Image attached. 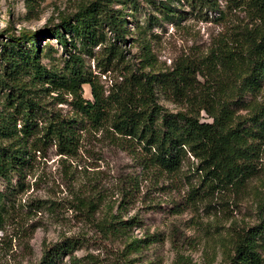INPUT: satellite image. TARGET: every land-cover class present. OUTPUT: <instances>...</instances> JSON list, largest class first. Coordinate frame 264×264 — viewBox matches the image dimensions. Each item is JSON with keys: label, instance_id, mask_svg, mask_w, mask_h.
I'll return each instance as SVG.
<instances>
[{"label": "trees", "instance_id": "16d2710c", "mask_svg": "<svg viewBox=\"0 0 264 264\" xmlns=\"http://www.w3.org/2000/svg\"><path fill=\"white\" fill-rule=\"evenodd\" d=\"M115 1L82 2L52 26L12 35L0 50V90L5 92L0 108V255L13 248L14 240L18 246L28 244L35 229L24 222L18 197L40 158L53 146L62 157L74 156L92 132L134 148L143 172L153 177L173 182L185 176L186 202L192 207H207L243 191L259 171L264 159V0H225L232 10L244 8L251 22L231 26L205 54L181 56L158 71L145 30L138 40L140 60L127 56L126 16L113 7ZM118 1L132 8L137 2ZM147 1L161 14L148 17L149 28L181 18L168 3ZM198 1L207 12L218 9L217 0ZM46 39L61 45L66 56L61 68L44 64L42 54L51 47ZM86 56L94 57L100 72L118 71L122 80L106 89ZM84 84L90 85L91 98L84 96ZM157 88L185 109L168 110L159 102ZM247 92L261 97L247 103ZM65 101L71 113L56 107ZM237 104L248 111L239 113ZM201 112L209 120L203 121ZM191 156L197 161L186 174L183 167ZM37 202L31 204L39 208L42 203ZM255 217L254 222L231 225L225 264H264V195ZM94 225L102 240L119 232L107 219ZM88 240L71 235L45 243L37 264H56L64 256L70 264H99L96 256L75 254Z\"/></svg>", "mask_w": 264, "mask_h": 264}, {"label": "rangeland", "instance_id": "374dc122", "mask_svg": "<svg viewBox=\"0 0 264 264\" xmlns=\"http://www.w3.org/2000/svg\"><path fill=\"white\" fill-rule=\"evenodd\" d=\"M86 1L0 0V50L12 35H18L24 28L52 26L61 15L73 12ZM159 1L177 8L181 18L163 20L161 26L149 28L150 15L161 17L154 3L137 0L133 8L122 1L113 3L126 16L127 56L140 60L138 40L144 37L145 30L155 54L156 71L171 67L181 56L205 54L231 26L251 22L244 8L232 10L225 0H217V11L210 12L198 0L194 3L193 0H156ZM44 42L51 44L42 54L44 64L61 68L66 58L61 45L55 39ZM86 58L88 67L99 74L106 89L113 81L122 80L118 71L102 73L94 57ZM229 77L230 81L235 80L234 76ZM156 91L159 102L168 110L185 109L184 105L167 99L159 88ZM84 96L92 97L89 84H84ZM260 97L247 92L246 100L253 103ZM4 98L5 92L0 90V108ZM239 106H236L239 113L249 109ZM56 107L64 113L73 109L69 101ZM201 119L209 120V116L201 112ZM133 150L101 131L85 135L74 156L62 157L56 147L49 148L27 176L28 187L18 197L26 214L24 222L35 229L28 244L18 246L14 240L13 248L0 255V264H37L45 243L71 235L89 239L75 254L96 256L99 264H225L232 246L231 225L255 221L257 204L264 195V159L246 189L228 194L226 199L218 198L210 206L192 207L186 202L185 176L173 182L153 177L143 172ZM196 161L191 156L183 172L190 173ZM190 178L197 180L194 175ZM83 199L93 200V204L82 205L79 200ZM38 200L42 205L36 208L31 203H39ZM102 219L114 222L119 228L107 240L100 239L94 225ZM56 264H70L69 257L64 256Z\"/></svg>", "mask_w": 264, "mask_h": 264}]
</instances>
